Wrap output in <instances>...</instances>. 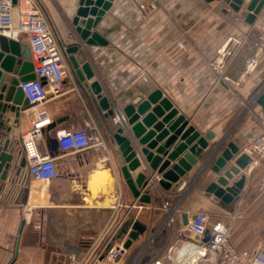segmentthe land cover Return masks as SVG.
I'll return each instance as SVG.
<instances>
[{
  "label": "crops",
  "instance_id": "obj_1",
  "mask_svg": "<svg viewBox=\"0 0 264 264\" xmlns=\"http://www.w3.org/2000/svg\"><path fill=\"white\" fill-rule=\"evenodd\" d=\"M37 1L70 71L64 93L49 95L42 105L51 124L36 142L39 153L53 159L57 176L49 183L31 179L21 142L16 145L8 173L0 182V264H76L87 244L103 231L122 223L116 242L126 243L137 222L145 232L118 262L128 264L140 244L162 225L164 202L174 210L175 239L178 232L186 233L183 214L189 222L204 212L230 226L231 244L237 251L264 253V189L260 187L264 160L247 155L251 162L229 182L244 178L229 211V206H220L205 193L217 177L211 171L214 160L204 168V162L198 161L176 193L147 188L151 201L140 203L121 174L114 141L120 125L112 120L137 97L145 99L159 91L201 135H213L209 145L232 143L243 153L260 133L254 114L264 110L255 103L264 88V7L250 25L244 16L250 0L238 13L222 0H154L157 10L146 19L141 18L137 2L114 0L90 31L104 44L86 45L71 25L79 0ZM14 43L29 49L24 35ZM176 43H182L185 51L173 60L169 52ZM76 44L81 45L79 52L93 73L89 80L82 72V80L77 77L70 61L75 55L65 53ZM220 51H224L222 58ZM251 59L257 66L246 73ZM220 61L222 71L217 67ZM93 83L100 85L113 115L98 106L90 89ZM24 128L22 118L20 133ZM74 131L98 135L103 146L63 153L57 135ZM141 171L130 173L131 178ZM163 248L165 243L150 252L144 263L164 259Z\"/></svg>",
  "mask_w": 264,
  "mask_h": 264
},
{
  "label": "water",
  "instance_id": "obj_2",
  "mask_svg": "<svg viewBox=\"0 0 264 264\" xmlns=\"http://www.w3.org/2000/svg\"><path fill=\"white\" fill-rule=\"evenodd\" d=\"M114 0H79L71 25L81 42L86 45L104 44L96 34L90 31L100 22L111 8ZM230 9L238 13L246 0H222ZM264 7L262 0H250L244 8L245 21L252 24ZM80 44L72 45L65 53L70 57L77 77L81 72L89 80L93 73L82 53ZM33 65L27 47H19L14 42L0 36V182L4 181L16 145L20 144V123L22 112L30 107L24 98L20 85L34 80ZM43 81V80H42ZM100 109L113 115L110 104L98 83L90 87ZM255 103L264 109V88L260 89ZM124 122L115 130L114 141L117 147L118 163L121 174L132 195L140 203L149 204L151 196L147 188L163 192L176 193L187 180L188 174L198 161L205 167L211 160V171L217 175L215 181L206 189V195L212 201L231 210L244 178L232 184L229 182L240 174L251 162V158L240 153L232 143L223 142L209 145L213 139L211 133L201 135L190 121L179 115L170 101L155 91L145 99L137 97L119 111ZM125 133L126 137H123ZM23 166V163H22ZM141 168L133 180L130 173ZM201 168V169H202ZM200 169V170H201ZM193 180V179H192ZM142 192H145L143 195ZM195 216L191 217L193 220ZM182 226L188 224V216H181ZM23 223H21V228ZM121 232L124 234L125 229ZM145 228L139 223L132 224L124 249L142 236ZM21 234V231L19 235Z\"/></svg>",
  "mask_w": 264,
  "mask_h": 264
},
{
  "label": "built area",
  "instance_id": "obj_3",
  "mask_svg": "<svg viewBox=\"0 0 264 264\" xmlns=\"http://www.w3.org/2000/svg\"><path fill=\"white\" fill-rule=\"evenodd\" d=\"M138 3L141 18L146 19L157 10L154 0H133ZM20 35L29 40L30 57L33 65L34 80L23 83L20 88L30 107L22 112L25 128L20 133L22 156L26 162L28 176L36 182L49 183L57 174L54 161L48 155H41L37 149V140L51 121L42 110L48 96H59L64 93V80L70 71L64 63L63 49L55 37L44 10L37 0H0V36L18 41ZM185 51L182 43H176L169 52L170 59H178ZM219 55L224 56V51ZM255 59L248 61L245 72L255 70ZM217 67L222 71L220 61ZM43 80V81H42ZM260 133L243 150L248 156L264 160V110L254 114ZM115 124L122 125L124 118L115 114ZM57 142L63 153H79L90 148L103 146L102 139L88 135L84 131L58 133ZM264 189V183L260 186ZM164 220L162 225L138 249L135 257L128 264H145L147 250L154 249L155 238L166 228L167 236L162 254L164 259H155L152 264H264V253L258 251H237L231 244L229 225L213 221L208 213H198L188 222L186 233L178 232L172 239L174 225L173 209L167 202L162 205ZM122 223L103 231L91 243L87 244L84 256L76 264H118L125 255L123 242H116ZM172 239V240H171ZM156 251V250H155ZM165 259L168 263H165Z\"/></svg>",
  "mask_w": 264,
  "mask_h": 264
},
{
  "label": "rangeland",
  "instance_id": "obj_4",
  "mask_svg": "<svg viewBox=\"0 0 264 264\" xmlns=\"http://www.w3.org/2000/svg\"><path fill=\"white\" fill-rule=\"evenodd\" d=\"M161 232L158 234V236L155 238V241H154V244H153V250L150 249V250H147V252L145 253V257L150 255V252L154 251V250H159L161 249L162 245H164L165 243V239H166V236H167V230L166 228H162L160 230ZM175 237V234H174V231L172 232V238L174 239ZM172 240V239H171ZM147 241V239L145 240V242ZM144 244H140V248L143 247Z\"/></svg>",
  "mask_w": 264,
  "mask_h": 264
}]
</instances>
